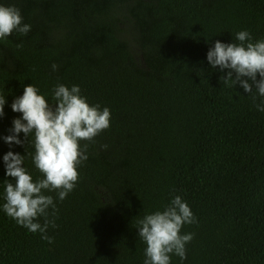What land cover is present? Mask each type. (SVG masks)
<instances>
[{
	"label": "trees",
	"instance_id": "trees-1",
	"mask_svg": "<svg viewBox=\"0 0 264 264\" xmlns=\"http://www.w3.org/2000/svg\"><path fill=\"white\" fill-rule=\"evenodd\" d=\"M0 5L17 7L31 26L0 40V264H144L137 221L177 195L197 222L182 227L193 239L186 259L172 255L171 264H264V112L256 107L264 97L228 86V70L206 59L217 40L237 42L239 31L264 39V0ZM31 83L50 103L57 84L78 85L90 105L111 112L106 130L81 141L88 158L74 190L63 201L45 193L58 210L46 233L52 243L2 210L8 151L25 155L34 181L43 178L31 135L11 148L2 139L21 116L13 99Z\"/></svg>",
	"mask_w": 264,
	"mask_h": 264
},
{
	"label": "clouds",
	"instance_id": "clouds-1",
	"mask_svg": "<svg viewBox=\"0 0 264 264\" xmlns=\"http://www.w3.org/2000/svg\"><path fill=\"white\" fill-rule=\"evenodd\" d=\"M30 30L31 26L23 23L17 7L0 5V40L13 32L26 35ZM236 41L225 44L217 40L209 48L206 59L212 68L219 66L221 71L228 70L222 78L228 86L233 88L238 84L246 93H252L255 88L264 97V39L253 42L250 32L242 30L236 33ZM57 69L58 65L53 64L52 70ZM5 96L0 95V118L5 115ZM87 99L78 85L69 88L57 84L50 103L46 94L31 83L10 105L11 110L21 116L12 120L10 134L2 139L11 148L28 144L31 135L32 162L43 178L34 181L24 167L25 155L8 151L3 162L5 176L11 179L3 181L2 210L18 225L41 233V239L49 243L53 238L46 233L50 226L57 227L54 217L58 210L53 196L45 193L56 191L58 199L63 201L74 190L79 178L78 168L88 158L89 144H81V141L93 142L110 126L109 108L90 105ZM255 99L253 96L254 102ZM256 107L264 112V102ZM21 133L24 140L19 138ZM50 215L53 219H49ZM196 222L188 203L179 195L162 211L145 214L137 221L138 236L146 244L144 264H171L172 255L186 259V244L193 239V234H182L181 229L185 224Z\"/></svg>",
	"mask_w": 264,
	"mask_h": 264
},
{
	"label": "rangeland",
	"instance_id": "rangeland-1",
	"mask_svg": "<svg viewBox=\"0 0 264 264\" xmlns=\"http://www.w3.org/2000/svg\"><path fill=\"white\" fill-rule=\"evenodd\" d=\"M128 38H130L128 35H127Z\"/></svg>",
	"mask_w": 264,
	"mask_h": 264
}]
</instances>
